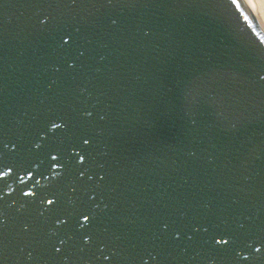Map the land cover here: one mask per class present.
I'll use <instances>...</instances> for the list:
<instances>
[{
  "label": "water",
  "instance_id": "water-1",
  "mask_svg": "<svg viewBox=\"0 0 264 264\" xmlns=\"http://www.w3.org/2000/svg\"><path fill=\"white\" fill-rule=\"evenodd\" d=\"M0 264H264L245 0H0Z\"/></svg>",
  "mask_w": 264,
  "mask_h": 264
},
{
  "label": "bare ground",
  "instance_id": "bare-ground-1",
  "mask_svg": "<svg viewBox=\"0 0 264 264\" xmlns=\"http://www.w3.org/2000/svg\"><path fill=\"white\" fill-rule=\"evenodd\" d=\"M258 22L264 27V0H245Z\"/></svg>",
  "mask_w": 264,
  "mask_h": 264
},
{
  "label": "snow or ice",
  "instance_id": "snow-or-ice-1",
  "mask_svg": "<svg viewBox=\"0 0 264 264\" xmlns=\"http://www.w3.org/2000/svg\"><path fill=\"white\" fill-rule=\"evenodd\" d=\"M49 203H51V201H49ZM85 219H87V217H85Z\"/></svg>",
  "mask_w": 264,
  "mask_h": 264
}]
</instances>
